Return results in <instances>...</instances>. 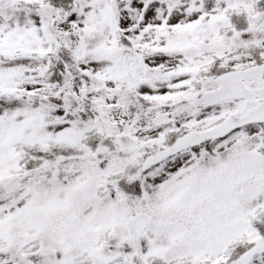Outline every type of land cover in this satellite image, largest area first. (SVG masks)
<instances>
[{
  "label": "snow or ice",
  "instance_id": "snow-or-ice-1",
  "mask_svg": "<svg viewBox=\"0 0 264 264\" xmlns=\"http://www.w3.org/2000/svg\"><path fill=\"white\" fill-rule=\"evenodd\" d=\"M0 264H264V0H0Z\"/></svg>",
  "mask_w": 264,
  "mask_h": 264
}]
</instances>
